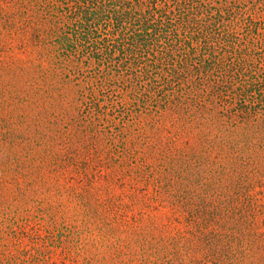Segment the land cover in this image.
<instances>
[{
  "label": "trees",
  "instance_id": "trees-1",
  "mask_svg": "<svg viewBox=\"0 0 264 264\" xmlns=\"http://www.w3.org/2000/svg\"><path fill=\"white\" fill-rule=\"evenodd\" d=\"M237 15L218 0H0V43L7 49L4 64L21 60L12 54L16 44L32 55L29 63L47 62L50 76L73 82L74 96L80 100V107L75 106L78 131L66 124L57 135L67 136L65 143L73 136L78 140L61 164L94 173H99L98 166L108 168L112 185L116 181L111 178L128 184L125 194L115 198L117 210L137 209L141 216L150 205L147 190L139 186H152V198L162 193L172 197L173 205L186 214V223L199 225L201 234L217 219L216 206H200L184 196V190L173 192L172 177L178 179V173L202 158L177 148V140H187L196 131L198 140H212L209 135L217 131L214 136L222 142L236 131H243L239 140H251L250 130L264 133V78L258 80L247 51L260 42L249 36L255 35L250 21ZM107 97L116 99L117 107L112 104L111 110L121 119L113 130L111 124L99 122L111 111L108 104L100 106ZM140 116L150 118L148 125L161 132L159 140H169L158 163L147 162L129 141L131 134L137 140L144 137L140 130L147 123L137 120ZM103 134L105 140H100ZM224 145L241 165L248 163L243 148L248 150L249 143ZM214 147L208 145L205 152ZM162 173L163 181L158 179ZM255 212L248 214V230L251 241L258 243L264 233ZM221 238L222 248L211 256L203 253L201 261L194 258L192 264L232 262L231 231ZM175 246H163L164 256L144 250L127 260L119 244L116 252L119 264H173L169 255L177 257Z\"/></svg>",
  "mask_w": 264,
  "mask_h": 264
},
{
  "label": "rangeland",
  "instance_id": "rangeland-1",
  "mask_svg": "<svg viewBox=\"0 0 264 264\" xmlns=\"http://www.w3.org/2000/svg\"><path fill=\"white\" fill-rule=\"evenodd\" d=\"M218 1L236 12L237 18L250 21L255 35L249 36L260 43L247 51L262 81L264 0ZM6 50L0 43V264H119L118 244L127 260L144 250L164 256L163 246L168 242L176 245L177 257L169 255L173 264H192L203 253L211 256V252L222 248L225 240L221 233L229 230L233 239L232 262L228 264H264V241H251L248 230V214L255 209L257 226L264 233V133L250 130L251 140H239L244 137L243 131H236L231 137L224 136L222 142L214 136L217 131L209 135L212 140H198L196 131L187 140H177V148L189 156L194 153L196 159L201 154L202 158L178 173V179L172 177L173 192L178 195L184 190V196L200 206H216L217 219H211L201 234L199 225L186 223V214L173 205L172 197L162 193L152 198L154 189L150 185L139 186L147 190L150 205L144 208L143 216L137 209L117 210L115 198L125 194L127 182L111 178L116 181L112 185L110 170L104 166H98L99 173H94L60 162L74 150L78 140L73 136L65 143L67 136L57 135L66 124H70V131L78 128L75 106L80 107V100L74 96L73 82L64 83L66 80L50 76L47 62L31 59L29 63L27 59L32 55L16 44L12 54L21 60L4 64ZM105 99L100 106L108 104L111 110L116 99ZM113 109L99 119L111 124L112 130L121 121L116 112L112 114ZM138 119L147 123L140 130L144 137L137 140V135L131 134L129 141L147 162L158 163L169 140H159L161 132L148 125L149 117ZM105 136L101 135L100 140ZM235 142L249 143L248 150L243 148V154L249 156L247 164L241 165L224 145ZM207 144L216 147L206 153ZM93 165L97 168V160ZM165 176L162 173L158 179L163 181ZM215 233L220 236L209 241Z\"/></svg>",
  "mask_w": 264,
  "mask_h": 264
}]
</instances>
